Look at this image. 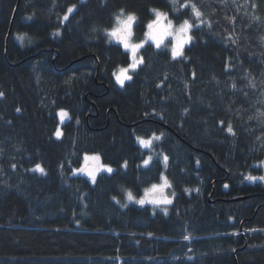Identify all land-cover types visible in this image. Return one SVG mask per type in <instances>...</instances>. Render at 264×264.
<instances>
[{
  "label": "trees",
  "instance_id": "obj_1",
  "mask_svg": "<svg viewBox=\"0 0 264 264\" xmlns=\"http://www.w3.org/2000/svg\"><path fill=\"white\" fill-rule=\"evenodd\" d=\"M187 1L0 0V264H264V0ZM153 9L191 39L119 85L107 30ZM85 153L114 170L72 174ZM163 174L166 211L125 199Z\"/></svg>",
  "mask_w": 264,
  "mask_h": 264
},
{
  "label": "rangeland",
  "instance_id": "obj_2",
  "mask_svg": "<svg viewBox=\"0 0 264 264\" xmlns=\"http://www.w3.org/2000/svg\"><path fill=\"white\" fill-rule=\"evenodd\" d=\"M186 1V2H185ZM172 8L176 6L184 7L191 2L187 0H170ZM72 9V8H71ZM70 9V10H71ZM69 10V11H70ZM195 14L201 22L199 12L195 10ZM135 22V15L124 11L116 13L113 26L107 30V36L110 40L119 43L130 56V61L127 65L118 66L113 71V78L119 85L124 84L130 79L132 72L141 63L140 49L145 43H152L156 47H166L170 51L172 57H179L183 48L189 43L191 39L190 29L192 24L188 19H183L176 22L167 11L160 9H153L150 21L145 27V31L141 38L134 37L133 25ZM58 118V125L54 131L55 137H60L62 123L69 118L67 109H56ZM160 135L157 133L150 137L136 136V141L142 148L150 149L153 147L155 141H158ZM151 150V149H150ZM152 152V150H151ZM150 157L148 156L146 161ZM34 170H39L43 173L40 166L35 167ZM114 167L110 164L104 163L99 154L85 153L82 157L81 166L72 169V174H79L87 177L92 183L95 181L97 175L101 172H112ZM129 192L125 193V199L137 204H148L153 210L160 209L166 211L170 201V189L167 181L164 179L159 183H154L146 188L139 197H132Z\"/></svg>",
  "mask_w": 264,
  "mask_h": 264
}]
</instances>
